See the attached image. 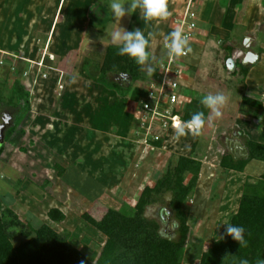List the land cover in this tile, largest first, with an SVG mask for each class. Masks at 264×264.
Wrapping results in <instances>:
<instances>
[{"label":"rangeland","instance_id":"rangeland-1","mask_svg":"<svg viewBox=\"0 0 264 264\" xmlns=\"http://www.w3.org/2000/svg\"><path fill=\"white\" fill-rule=\"evenodd\" d=\"M185 1L187 2V0ZM195 1L191 0L193 8L196 10ZM59 2L57 17L61 11L62 15L57 22L55 35L47 36L42 29H39V26L42 27L49 18L52 19V13ZM83 2L84 0H0V51L8 55V57H4L5 63L0 66V113L5 111L8 98L12 97L11 89L8 95L6 90L8 85H4L5 81L11 84L17 77L33 96L31 98L32 111L41 114L45 124L44 127H39L32 122L33 114H27V120L18 124L10 141L5 143L2 153V157L5 159L1 161L5 160L4 163L7 166L0 169V176L6 181L9 191L4 198L0 199V202L5 205L2 207H8L26 227H28L27 225L47 224L58 233H67L70 236L69 241L90 259H93L104 237L88 225L81 215L89 210L95 202H98L100 206L131 215L141 190L145 186L152 187L156 178L164 173L168 164L175 163L177 154L190 155L191 153L188 151L191 143L198 136L189 132L177 140L174 135L177 123L167 131L174 138L173 144H170L168 139L165 140L166 133L161 139L162 146L159 150L144 143L141 139V132L136 133L139 129L138 101L143 97V93L137 97L136 90L145 87L144 82L134 84V88L129 92L126 97L127 101H123L124 103L109 105L99 101L97 102L98 107L93 106L94 104L92 105L90 102L93 97L98 95L96 94L99 91V87H96L98 84L91 88L88 86L92 85H85V83H81V88L71 86L68 79L72 77L69 78L66 75L85 78L82 77L83 75L81 76V69L85 74L92 73L95 77L94 66L100 63L106 48L116 46L110 41L111 31L118 23L125 29L128 25L129 15L121 18L120 21L112 16L107 7L110 0L96 2L89 24L90 27L92 22H96V18L100 16L101 8L104 9V12L106 10L105 15L100 17L101 21L110 19L105 27L104 36H91L92 31L89 28L86 30L84 43L79 46V49L76 48L79 53L76 56V61L73 62L74 71L66 75L61 72L63 82L66 86L70 85V89L66 88L64 92V85L58 86V89L55 88L52 92L55 84H53L52 75H55L56 64L63 57V52L68 49L67 47H71L72 42L76 41L77 46L80 42V39L77 36L72 37L71 33L62 34L65 22L70 21V27L73 22L71 19L64 20L72 9L75 12L70 14H74L75 17L84 14ZM182 6L184 7L185 4ZM144 24L142 20L140 26L144 27ZM206 45L203 48V56L201 52H195L196 74L193 88L198 93L196 96L193 94L192 99L194 98L193 100L199 106H203L200 100L204 95L222 92L228 98L227 103L222 108L220 117L209 119L211 114L209 117L207 116L208 126L213 129L211 123L214 122L215 126H221L220 128H224L225 132L229 126L230 132L239 135L242 131L236 125L235 121L238 118L236 116L242 110H246L240 102V77H232L223 69L225 61L220 53L222 48L219 46V41L213 40L210 45L208 44L209 46ZM54 49L60 54H53ZM160 52L163 57L165 52L162 47ZM206 52L209 56L212 52V58L209 59L211 64H208V68L204 70L202 67ZM155 53L153 52V56ZM49 54L52 55L53 61L49 59ZM198 61L199 64H197ZM9 63L13 66L17 65L18 75L9 71L11 68L8 66ZM84 64L85 69L83 68ZM26 71L28 75L24 77L23 74ZM42 75H45V78ZM149 80L151 79L149 78ZM122 83L125 85L126 81ZM69 91L74 92L73 95L75 94V97H70V102L75 101L72 103L73 107L68 109V111L71 110L70 117L54 116L53 126L46 127L47 118L43 115L46 114L48 108L49 96L51 95L55 100L61 96L60 99H62ZM49 93L51 94L49 95ZM204 109L206 108L204 107ZM6 112L9 114L8 110ZM19 112L20 109L16 115ZM5 121L7 120L5 119ZM11 123L12 120L5 126L4 132L11 126ZM73 123H79V125L71 126ZM66 127L68 128L65 129ZM125 127L128 134L124 137L118 135L120 130H125ZM45 128H49L51 134H46ZM21 132L23 134L20 135ZM225 132L221 133V129L207 130V133L205 131L209 135L204 136V139L211 145L202 144L203 150L197 151L195 155L193 153L195 158L203 160L207 158L210 164L208 167L211 168L208 169L209 172H212V169L215 171L212 172L211 178L201 182L197 190L198 194L204 191L203 200L207 202L203 201L205 203L203 204L202 200L196 199L197 203H193L195 207L191 205V201L188 202L190 205L187 204L188 209L190 206V209L195 208L199 212L191 215L188 222L191 232L183 254L184 264H193L202 245L211 244L225 232V226L220 224L227 221L228 216L233 213L231 210L235 208L238 192L233 191L228 194L229 201L227 202H233V204L224 211L223 206L226 205V201L221 204L222 199L217 190L222 188L225 181L223 176H219L220 171L216 169L219 158L227 151L222 141V135L224 137L227 135ZM242 135L244 136L243 132ZM170 145L174 146L171 148ZM121 146L125 153L130 152L129 156L121 155L123 153L120 149ZM55 163H58L63 169L62 176L57 175ZM113 163L116 164L113 165ZM260 163L264 164V162ZM116 166L117 168H115ZM247 172L251 174V176L246 174L247 176L256 179L263 174L264 165L257 169L255 166H251ZM155 173L157 176H154ZM10 175L13 180H10ZM213 181H216V185ZM213 186H215V190L212 189ZM211 192L213 198L210 197ZM20 195H23L22 199ZM15 198H19L21 202L17 200L15 203ZM167 199L168 195L162 200ZM162 204L164 203L160 202L150 206L146 211V216L157 221L163 235L174 237L175 227L171 224L173 221L170 222L169 217L164 216L162 210L165 208L162 207ZM201 206L202 211H200ZM51 208H57L65 215V220L62 223H53L47 219L46 213ZM3 209L5 208H2L1 211Z\"/></svg>","mask_w":264,"mask_h":264},{"label":"trees","instance_id":"trees-1","mask_svg":"<svg viewBox=\"0 0 264 264\" xmlns=\"http://www.w3.org/2000/svg\"><path fill=\"white\" fill-rule=\"evenodd\" d=\"M231 52H227L224 61L231 56ZM77 54V51H71L56 64L55 70L63 74L72 73ZM85 67L84 64L83 68ZM94 68L95 77L92 73L85 74L83 69L81 76L102 85L122 98H126L134 84L142 79V66H138L127 56L119 55L117 46H108L102 60ZM238 68L239 71L235 70L231 75L235 76L240 72L244 89L248 66L238 63ZM9 71L19 74L17 65ZM156 72L152 78L150 77L151 80L156 79ZM120 75L131 78L127 87L122 82H116L115 77ZM10 89L12 97L8 98V110L12 123L4 133L0 154L5 143L14 134L15 128L30 112L31 95L17 77L13 79ZM10 89L8 88V95ZM183 93L189 94L188 91ZM144 98L145 95L139 98L138 109L141 108L142 101H147ZM193 99L191 97L177 112L174 110L182 122L190 120L191 115L198 111H203L207 120L208 109L199 106ZM241 103L253 110L254 116L262 110V103L259 100L243 96ZM19 109L20 112L16 115ZM239 136L244 139V145L248 150L247 158L234 159L225 151L217 163L220 168L243 173L251 161L264 162V144L251 141L242 136V133ZM149 146L159 149L162 144L156 141L151 142ZM195 147L196 142L191 146L190 155L179 156L174 164H168L152 187L145 186L141 190L131 215L100 206L98 202L81 215L88 225L104 237L93 259L76 248L69 241L70 236L67 233H58L47 224L26 227L8 207L3 209L0 212V264H184L183 254L191 232L187 204L197 186L202 167L201 161L193 157ZM54 167L57 175L62 176L63 169L58 164ZM18 184L21 185L19 182ZM166 195L168 199L163 201ZM160 202L164 203L162 204L165 208L162 210L164 216L167 217V211L169 221H173L171 224L175 227L174 237L163 235L157 221L146 216L147 209ZM46 217L53 223H62L65 220V215L57 208L49 209ZM227 221L246 227L248 247L239 249L238 242L224 232L211 244L202 245L193 264H228L231 258L226 261L223 259L229 254L247 257L255 264L257 255L264 252V174L256 179L250 176L245 178L237 209L228 216Z\"/></svg>","mask_w":264,"mask_h":264},{"label":"crops","instance_id":"crops-1","mask_svg":"<svg viewBox=\"0 0 264 264\" xmlns=\"http://www.w3.org/2000/svg\"><path fill=\"white\" fill-rule=\"evenodd\" d=\"M97 1L98 0H84V2H83L84 14H80V16H78V17H75L74 14H70V13H73V11H74L73 9L71 10V12L68 15H66L67 18L64 21L71 19L73 21L72 27L69 26L71 24L70 21H68L67 23L65 22L64 30H63L64 32H62V34L65 33L67 35L68 33L69 34L71 33L72 37L77 36V38L80 39V42H78V46H77L76 41L72 42L71 47L70 48L67 47L68 49H66V51L63 52V57L60 58L59 61H61V59L66 57L71 51L76 52L77 49H79V46L84 43L85 32L88 28L92 31L91 36H94V35L95 36H97V35L104 36L105 27L109 23L110 19H104L103 21H101L100 17L101 16L103 17V15H105V13H106V10L104 12L103 8L100 9V12H99L100 16L98 18H96V22L95 23L92 22V26L89 27L90 20H91V13H92V10L95 7ZM189 2L192 4L191 0H187V2L185 0L184 1L183 0H168V8H169V11L171 12L170 16L173 17L175 14L181 13L185 9V7L187 6V4ZM195 3H196V7H195L196 10L193 8V4H192V6L190 5V8L195 11L197 18H196V31L194 32L192 41L189 42V44L192 48V51L189 53L188 57L185 59L186 70L183 73L184 74L183 92L188 91L189 94L186 95L183 93L184 94V101L189 100L192 97L191 95L194 94L196 96L198 93L196 90H194L195 88H193V85L195 84L194 76L196 74V71H195L196 70L195 52L196 53L201 52L202 56H203V54H204L203 48L207 43L210 45L213 40H215V42L219 41V46H221V48H222L220 53L222 54L223 58L226 57L227 52L232 51L230 55L235 58V62H236L235 70L239 71L238 63H240L242 66H248L249 67L247 74L244 78V86H245L244 89H242L243 84H242L240 72H238L237 75H235L236 77H238V76L240 77V79H239L240 94H241L240 102H242V97L245 96V97L250 98V99L259 100L262 103V110L260 112H257L256 116H254L255 112L253 110H250L249 107H247L241 103L242 106L244 107V109H246V110H242V112L236 116V117H238L237 120L235 121L236 125L243 132L244 137H246L247 139H249L251 141L264 144V0H196ZM184 4H185V6L183 7L182 5H184ZM59 5H60V2L58 3L57 8H55L54 13H52V19L50 20V18H49V20L46 21L45 24L42 25V27L39 26V29H42L43 33L47 36L48 35H50V36L55 35V30H56V27L58 24L57 22L59 20V17L62 15V13H61L62 11H61L59 16L57 17ZM170 16L166 20H162V21L145 22L143 20V18L139 15V12H137L136 14L129 15V18H128L129 22H128V25L126 27V30L131 31L134 28H141L144 31L145 35H147L149 32H152L155 34V38L151 39V41H150V49H149L152 52V54H153V52L154 53L156 52L155 56H154L155 60L152 63L153 67H156L157 65H159L166 58V52L164 51L165 54L162 57V55L160 54L161 53L160 48L162 47V49H163L162 41L165 42V36L168 33H170L173 29L172 23L170 22ZM142 20L145 23L143 25L144 27L140 26V23ZM99 21H101V23L98 24ZM197 25H198V29H197ZM245 40H246L245 45L248 46L249 49H246V47L243 46ZM208 44L206 46H209ZM211 47L213 48V46H211ZM87 48H88V46H87ZM157 48H159V49H157ZM247 51H250L257 56V61L254 64H248V65L242 64V59L244 57V54ZM52 52L55 55L60 54L55 49ZM215 52H216V48H215ZM78 53H79V51H78ZM49 55H51V54H49ZM211 56H212V52H211L210 56L206 52L205 59L203 61V67H202V68H204V70H206L208 68V64L209 65L211 64L209 61ZM75 61H76V59H75ZM199 63L200 62L198 61L197 64H199ZM6 64H7V62H6ZM8 66L10 67V63ZM212 69H213V67H212ZM223 69L226 70L225 63L223 64ZM226 71L229 74H231L228 70H226ZM61 75H62V73L58 70H55V75H52L53 84L55 83L54 87L52 89V92H54L55 88L58 89V86L62 87L65 85L64 86L65 87L64 92H65L66 88L70 89V87L73 85L77 86V88L78 87L81 88L82 87L81 83H85V85H92V86H88L90 88L94 87L95 84H98L96 82L89 81L86 78H80L79 76L74 78L73 75H66L65 74L69 78L72 77L71 79H68V81L72 85L66 86V84L63 82V76H61ZM231 76L235 77L233 75H231ZM141 77H142L141 81H137V82H140V83L144 82L143 84L145 87H143L142 89L137 88V90H136V96L137 97H139L141 95V93H143V96L145 95L146 89L149 85L148 82L151 81V80H149L150 77L146 74V69L144 66H142V69H141ZM128 84L129 83L126 82L125 86L127 87ZM4 85L5 86L8 85L9 89L11 87V84L8 83V81L7 82L5 81ZM96 87H99L98 88L99 91H98V93H96L98 95L95 96V98L93 97V99H91V101H90L92 105L94 104L93 106L98 107L97 102H99V101L105 102L106 104H109V105L112 103L117 104V103H120L123 101H127L126 98L124 99V98L118 96L113 91L106 89L105 87H103L100 84L96 85ZM8 88H6L7 91H8ZM133 88H134V86H133ZM47 89H48V87H47ZM73 93L69 91V93H67L65 95V98L63 97L62 99H60V97H61L60 96L59 98H57V100H55L50 95L51 93H49L50 96L47 100L48 101L47 102L48 108L46 109V112H45L46 114L43 115L47 118L46 127L50 126V125L53 126L52 123L54 121V118L57 116L62 117L63 115H65L67 117H70L69 114H70L71 110L68 111V109L72 108L73 107L72 103L75 102V101L70 102V97L71 96L75 97V94L73 95ZM31 98H33V96H31ZM31 100H30V112L28 113V115H30V113H31V115L33 114V116L31 117V119L33 120L32 122L34 124H37L39 127H44L45 124H44V120H43L44 118L41 117L42 115L35 113L31 109V107H33V103L31 104V102H32ZM54 105H56V106H54ZM74 113H76V112L74 111ZM8 115L9 114H6L4 116L0 125H2L4 123L5 119L7 120L6 125H8L10 123L11 117H9ZM209 115H210V113L208 110L207 116L209 117ZM49 117H50V119H48ZM26 120H27V117H25L23 122H25ZM69 120H70V118H69ZM75 121L78 122L76 119H75ZM77 124L79 125V123H77ZM77 124L73 123V124H71V126L73 125L74 127H77L78 126ZM211 124H212L211 127H213V129L209 128L208 122H207L205 125V128L203 129L201 134L197 135L198 137L194 138V140L192 141L191 146L193 143L196 142L194 155L197 151L201 152L203 150L202 146H201L202 144H204V145L210 144L211 145V143L207 142L204 139V136L209 135V134H206L207 130L215 131L217 129H221V133L225 132L224 128H220L221 126H219V125L215 126L214 122ZM33 127H34V125H33ZM214 127H216V128H214ZM67 128L68 127H66L65 129H67ZM45 130H46V134H48V133L51 134V132H49L50 131L49 128H45ZM4 131H5V129H4ZM4 131H3V137H4V133H5ZM205 131H206V133H205ZM242 132H240V133H242ZM218 133H220V130H218ZM225 133H227V135L225 137L222 134L221 135L223 137L222 141L224 143V147L227 149L226 152L229 153L234 159H243V155L241 154L240 151H238V147H237V143H236V141H238V140H236V139L239 138L242 142V143L241 142L240 143L242 144L243 147H245L244 139L242 137H240L238 134L236 135V134L230 132L229 126L226 128ZM127 134H128V130L126 131V127H125V130H123V129L120 130L118 135L124 137ZM166 139L169 140L170 144L174 143V138L172 137L171 133H169V134H168V132L166 133L165 140ZM173 146L174 145H170L171 148ZM191 146H190V149L188 152L191 151ZM164 148H165V146H164ZM120 149L123 152V153H121V155L122 154L126 155V156L130 155V152L129 153L127 152L128 153L127 154L123 151L124 150L123 146H121ZM3 150H4V146H3ZM157 150H159V149H157ZM2 153H3V151H2ZM2 153L0 154V169L3 166H7V164L4 163L5 160L3 162L1 161V160L5 159L2 157ZM179 156H181V155H179V154L176 155V160ZM197 159L201 161L202 167H201L200 176L198 179L197 186H196V188H195V190H194V192L190 198L191 205H193V203H195V204L197 203L196 199L202 200V202L203 201L207 202L206 200H203V196H204L203 192L204 191L201 194H198L197 190L199 189L198 187L200 186L201 182L204 180H207L208 178H211L212 172L215 171V169H212L213 171L209 172L210 170H208V169H211V168L208 167V165H210V164H209V161H207V158L203 160L202 158L197 157ZM176 160L174 162H176ZM122 162H123V160L121 161V163ZM257 163H260V162L251 161L250 163H248L247 166L245 167L243 173L227 171V170L220 168L219 166H216L217 167L216 169L220 171L219 176L220 177L223 176L225 178V181H224L222 188H220V190L217 189L219 192V195L221 196V199H222L221 204H223V201H226V203H225L226 205L223 206L224 211H226L229 208V206L231 204H233V202H231V203L227 202V201H229L228 194H231V192H233V191H235V192L237 191L238 195L236 197L235 208L231 210L232 212H235V210L237 209L238 200H239V197L241 194L242 185H243L247 175L250 174L247 171L249 170V168L251 166H255V168L257 169V168H261V165H264L263 163H260L259 165ZM55 164H58V163H55ZM114 164H116V163H113V165ZM115 168H117V166ZM2 172L4 173V169ZM263 174H264V172H263ZM154 176H157V173H155ZM250 176H251V174H250ZM10 180H13V177H11V175H10ZM125 180H126V178H125ZM213 182L216 185V181H213ZM214 187L215 186L212 187L213 190L216 189V188L214 189ZM7 189H8V187H7L6 181L4 180L3 177L0 176V199L2 197L4 198L6 196L7 191H9ZM14 193H16V192H14ZM20 196L22 199L23 195H20ZM210 197L213 198L212 192H211ZM17 200L19 202H21V200L19 198L18 199L15 198V203L17 202ZM204 202H203V204H205ZM195 204L193 205L194 207H195ZM221 204H219V205H221ZM2 206H5V205L2 204V202H0V212H1L2 208H7V207H2ZM189 210H190V212H189L188 222H189L190 218L192 217L191 215H195L199 212V211H196L195 208L190 209V206H189ZM202 210H203V208L201 206L200 211H202Z\"/></svg>","mask_w":264,"mask_h":264},{"label":"clouds","instance_id":"clouds-1","mask_svg":"<svg viewBox=\"0 0 264 264\" xmlns=\"http://www.w3.org/2000/svg\"><path fill=\"white\" fill-rule=\"evenodd\" d=\"M107 7L112 16L119 21L121 18L127 15L136 14L137 12H139V15L145 22L166 20L171 15L168 8V0H110ZM154 38L155 34L152 32L145 35L141 28H134L129 31L120 26L119 23L110 33V41L118 47V54L121 56H127L138 66H144L146 74L151 78L157 71V69L152 66L155 57L149 50L150 41ZM165 41L170 55L179 57L187 55L192 51L188 37L179 27L168 33L165 36ZM50 60L53 61V57ZM118 79L123 80L120 76L115 77V80L118 83L122 82ZM124 81L125 80H123V82ZM227 99L228 98L222 92H217L215 94L209 93L201 98L200 103L209 110L211 114L209 119L213 117L218 118L221 116V110L227 103ZM188 101L189 100L185 103ZM178 121L179 123L176 126L174 134L177 140L186 136L189 132L193 135H199L207 122L203 111L194 112L191 115L190 120L186 122H182L180 117ZM220 225L225 226V235L230 236L234 241L238 242L239 249L248 247L246 227L235 225L230 221H226ZM220 238L222 239L223 237ZM228 258H231V260H228ZM226 260H228V264H252L247 257H240L237 254L226 255L223 261ZM255 264H264V252L257 255L255 258Z\"/></svg>","mask_w":264,"mask_h":264},{"label":"built area","instance_id":"built-area-1","mask_svg":"<svg viewBox=\"0 0 264 264\" xmlns=\"http://www.w3.org/2000/svg\"><path fill=\"white\" fill-rule=\"evenodd\" d=\"M190 5L189 2L181 13L170 17L173 30L181 28L189 42L192 41L196 31L197 18ZM163 49L166 52V58L156 66L157 68L155 67L157 69L156 79L151 80L148 85L145 93L147 101H142V106L138 111L139 129L136 133L141 132V139L148 145L151 142H161L163 135L179 123L178 113H174V110L177 112L186 102L183 95V73L186 70L185 59L189 53L179 57L170 55L166 41L163 42ZM4 57H8V55L0 51V66L5 63ZM49 57L52 59L51 55ZM10 67L12 70L15 66L10 64ZM23 75L27 76L28 72H24ZM42 77L45 78V75Z\"/></svg>","mask_w":264,"mask_h":264},{"label":"water","instance_id":"water-1","mask_svg":"<svg viewBox=\"0 0 264 264\" xmlns=\"http://www.w3.org/2000/svg\"><path fill=\"white\" fill-rule=\"evenodd\" d=\"M246 44V40L243 44L244 47H246V49H249L248 46L245 45ZM257 61V56L255 54H253L250 51H247L244 54V57L242 59V64L243 65H248V64H254ZM236 67V62H235V58L233 56L229 57L226 59L225 61V68L226 70H228L230 73H233ZM120 78H122L123 80H125L127 83L131 81V78L128 77L127 75H120ZM7 122L4 121V123L2 125H0V144L3 143V131L5 129ZM238 147V151L241 152V154L243 155V159H246L248 156V150L246 147H243L242 144H237ZM166 215L168 216L169 213L166 212Z\"/></svg>","mask_w":264,"mask_h":264},{"label":"flooded vegetation","instance_id":"flooded-vegetation-1","mask_svg":"<svg viewBox=\"0 0 264 264\" xmlns=\"http://www.w3.org/2000/svg\"><path fill=\"white\" fill-rule=\"evenodd\" d=\"M118 80L123 82V80H121V79H118ZM118 80H117V81H118ZM5 109L8 110V105L5 106ZM6 110L3 111V113H0V124H1L2 119L4 118V116H5L6 114H8V113L6 112ZM8 111H9V110H8ZM8 116L11 117V116H10V113H9ZM236 140H238V141H236V142H241V140H240L239 138H237ZM241 143H242V142H241Z\"/></svg>","mask_w":264,"mask_h":264},{"label":"bare ground","instance_id":"bare-ground-1","mask_svg":"<svg viewBox=\"0 0 264 264\" xmlns=\"http://www.w3.org/2000/svg\"><path fill=\"white\" fill-rule=\"evenodd\" d=\"M237 144H240V142H236Z\"/></svg>","mask_w":264,"mask_h":264}]
</instances>
